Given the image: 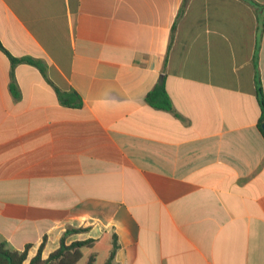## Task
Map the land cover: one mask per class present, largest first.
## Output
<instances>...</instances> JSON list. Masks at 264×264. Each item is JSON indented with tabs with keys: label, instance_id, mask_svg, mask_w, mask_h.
Segmentation results:
<instances>
[{
	"label": "crops",
	"instance_id": "0c3cea01",
	"mask_svg": "<svg viewBox=\"0 0 264 264\" xmlns=\"http://www.w3.org/2000/svg\"><path fill=\"white\" fill-rule=\"evenodd\" d=\"M183 1L0 0L1 47L42 68L0 49V238L24 264L67 227L113 231L116 264H264V0Z\"/></svg>",
	"mask_w": 264,
	"mask_h": 264
},
{
	"label": "trees",
	"instance_id": "16d2710c",
	"mask_svg": "<svg viewBox=\"0 0 264 264\" xmlns=\"http://www.w3.org/2000/svg\"><path fill=\"white\" fill-rule=\"evenodd\" d=\"M185 1L186 0L183 2ZM261 7L264 8V6ZM181 11L182 8L179 10L178 15ZM173 29L174 27H172L171 31H173ZM0 49L7 55L11 67L19 63H26L33 65L42 71L40 65L33 59L14 58L4 48H2L1 45ZM12 92L15 93L14 90H12ZM256 96L260 107V118L257 126L261 134L264 135V130L261 128V125L264 124V95H262L258 73H256ZM60 98L62 99V96ZM146 100L152 107L163 110L171 109L162 81H160L147 95ZM63 102L67 103L65 100H63ZM87 229L88 228L67 227L60 236L58 247L45 259L41 256L46 242V237L44 236L35 255L28 261L27 264H116L114 257L115 252L118 249V243L116 235L113 231L103 232L99 239H86L66 244L68 236L80 232H86ZM29 247L30 245H26L23 250H15L9 247L5 240L0 238V264H24Z\"/></svg>",
	"mask_w": 264,
	"mask_h": 264
},
{
	"label": "water",
	"instance_id": "95a60500",
	"mask_svg": "<svg viewBox=\"0 0 264 264\" xmlns=\"http://www.w3.org/2000/svg\"><path fill=\"white\" fill-rule=\"evenodd\" d=\"M262 130H264V124L261 125Z\"/></svg>",
	"mask_w": 264,
	"mask_h": 264
}]
</instances>
